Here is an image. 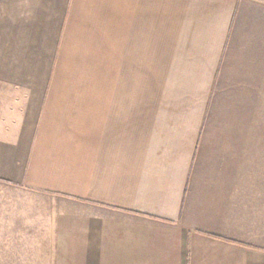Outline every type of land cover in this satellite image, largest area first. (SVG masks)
<instances>
[{
  "label": "crops",
  "instance_id": "0c3cea01",
  "mask_svg": "<svg viewBox=\"0 0 264 264\" xmlns=\"http://www.w3.org/2000/svg\"><path fill=\"white\" fill-rule=\"evenodd\" d=\"M258 123L264 0H0V235L49 264H264Z\"/></svg>",
  "mask_w": 264,
  "mask_h": 264
},
{
  "label": "rangeland",
  "instance_id": "374dc122",
  "mask_svg": "<svg viewBox=\"0 0 264 264\" xmlns=\"http://www.w3.org/2000/svg\"><path fill=\"white\" fill-rule=\"evenodd\" d=\"M258 129L264 130V123H258ZM8 236L0 235V264H49L51 261L45 256L48 251L42 252L39 243H34L32 249L24 248L25 245L18 243V240L9 243Z\"/></svg>",
  "mask_w": 264,
  "mask_h": 264
}]
</instances>
